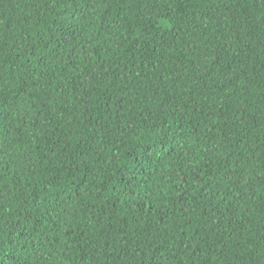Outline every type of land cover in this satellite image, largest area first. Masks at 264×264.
<instances>
[{"label":"trees","instance_id":"1","mask_svg":"<svg viewBox=\"0 0 264 264\" xmlns=\"http://www.w3.org/2000/svg\"><path fill=\"white\" fill-rule=\"evenodd\" d=\"M0 264H264V0H0Z\"/></svg>","mask_w":264,"mask_h":264}]
</instances>
